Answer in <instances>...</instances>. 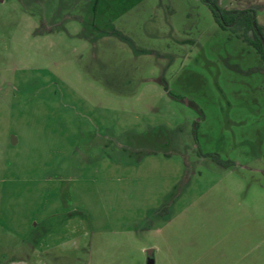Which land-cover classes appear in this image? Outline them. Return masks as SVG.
<instances>
[{
	"label": "rangeland",
	"instance_id": "obj_1",
	"mask_svg": "<svg viewBox=\"0 0 264 264\" xmlns=\"http://www.w3.org/2000/svg\"><path fill=\"white\" fill-rule=\"evenodd\" d=\"M260 66L201 0H0V264H264Z\"/></svg>",
	"mask_w": 264,
	"mask_h": 264
},
{
	"label": "trees",
	"instance_id": "obj_2",
	"mask_svg": "<svg viewBox=\"0 0 264 264\" xmlns=\"http://www.w3.org/2000/svg\"><path fill=\"white\" fill-rule=\"evenodd\" d=\"M201 1L208 6L216 24L222 30L228 32L229 39L238 38L255 50L263 64L259 69L264 71V25L258 20V10L261 8L260 3H255L245 8H228L222 6L221 0ZM160 81L170 96L178 100H184L183 97L169 90L164 78H161ZM189 104L195 105L191 101H189ZM199 110L203 114L202 110ZM198 124V122H194L193 133L195 138ZM208 156L218 164L231 163V161L223 160L220 155L215 153H210Z\"/></svg>",
	"mask_w": 264,
	"mask_h": 264
},
{
	"label": "water",
	"instance_id": "obj_3",
	"mask_svg": "<svg viewBox=\"0 0 264 264\" xmlns=\"http://www.w3.org/2000/svg\"><path fill=\"white\" fill-rule=\"evenodd\" d=\"M148 253H149V255H148L147 264H154L153 251L149 250Z\"/></svg>",
	"mask_w": 264,
	"mask_h": 264
}]
</instances>
